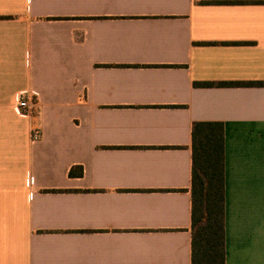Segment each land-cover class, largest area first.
<instances>
[{
  "label": "crops",
  "instance_id": "crops-1",
  "mask_svg": "<svg viewBox=\"0 0 264 264\" xmlns=\"http://www.w3.org/2000/svg\"><path fill=\"white\" fill-rule=\"evenodd\" d=\"M196 122L225 264H264V0H0V264H191Z\"/></svg>",
  "mask_w": 264,
  "mask_h": 264
},
{
  "label": "trees",
  "instance_id": "trees-1",
  "mask_svg": "<svg viewBox=\"0 0 264 264\" xmlns=\"http://www.w3.org/2000/svg\"><path fill=\"white\" fill-rule=\"evenodd\" d=\"M191 140V264H225L224 126L196 122ZM78 168L79 173L72 169L70 176H82L83 169Z\"/></svg>",
  "mask_w": 264,
  "mask_h": 264
},
{
  "label": "built area",
  "instance_id": "built-area-1",
  "mask_svg": "<svg viewBox=\"0 0 264 264\" xmlns=\"http://www.w3.org/2000/svg\"><path fill=\"white\" fill-rule=\"evenodd\" d=\"M16 109L22 116H28L29 114L37 115L39 114V106L37 104V99L34 96H30L28 92L19 94L17 96ZM42 137V128L37 126L33 128L30 133L31 142H37Z\"/></svg>",
  "mask_w": 264,
  "mask_h": 264
}]
</instances>
